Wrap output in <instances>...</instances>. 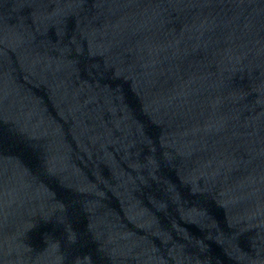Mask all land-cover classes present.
Listing matches in <instances>:
<instances>
[{
    "label": "water",
    "instance_id": "95a60500",
    "mask_svg": "<svg viewBox=\"0 0 264 264\" xmlns=\"http://www.w3.org/2000/svg\"><path fill=\"white\" fill-rule=\"evenodd\" d=\"M0 264H264V0H0Z\"/></svg>",
    "mask_w": 264,
    "mask_h": 264
}]
</instances>
